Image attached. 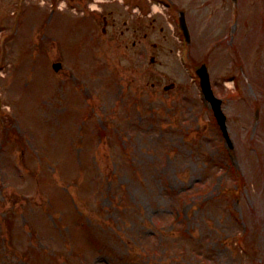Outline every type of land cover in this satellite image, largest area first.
I'll use <instances>...</instances> for the list:
<instances>
[{
    "label": "rangeland",
    "instance_id": "374dc122",
    "mask_svg": "<svg viewBox=\"0 0 264 264\" xmlns=\"http://www.w3.org/2000/svg\"><path fill=\"white\" fill-rule=\"evenodd\" d=\"M184 1L191 42L159 30L137 53L99 14L0 0V264H264V0Z\"/></svg>",
    "mask_w": 264,
    "mask_h": 264
},
{
    "label": "flooded vegetation",
    "instance_id": "af4514ba",
    "mask_svg": "<svg viewBox=\"0 0 264 264\" xmlns=\"http://www.w3.org/2000/svg\"><path fill=\"white\" fill-rule=\"evenodd\" d=\"M133 19L135 20V18L133 17L131 23H129V24H127L128 21L122 22V25H124L126 27L125 29H123V27L119 28L117 26L118 21L116 20V18H114V20H112V24L115 27V29L116 28L119 29L118 31L116 29V36L117 37H122L123 38L126 33H128L130 35H137L140 31H142L143 28L149 29V31H147L145 34H148V32L153 31V30L156 29V18L155 17L148 24L147 23H143V24H147L146 26L137 25L136 23L133 22Z\"/></svg>",
    "mask_w": 264,
    "mask_h": 264
},
{
    "label": "water",
    "instance_id": "95a60500",
    "mask_svg": "<svg viewBox=\"0 0 264 264\" xmlns=\"http://www.w3.org/2000/svg\"><path fill=\"white\" fill-rule=\"evenodd\" d=\"M55 66L58 68L59 67V64H55ZM201 74H202V76H203V79H207L208 78V75L206 74V72H205V69L203 68V69H201ZM204 83H207V80H205L204 81ZM207 87L209 88V86L207 85Z\"/></svg>",
    "mask_w": 264,
    "mask_h": 264
}]
</instances>
